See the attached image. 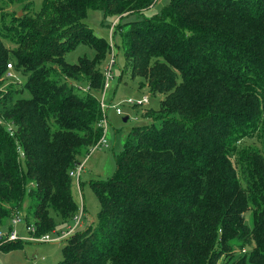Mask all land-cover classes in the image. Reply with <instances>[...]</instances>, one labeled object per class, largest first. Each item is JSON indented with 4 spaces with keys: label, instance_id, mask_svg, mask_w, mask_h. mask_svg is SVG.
<instances>
[{
    "label": "trees",
    "instance_id": "1",
    "mask_svg": "<svg viewBox=\"0 0 264 264\" xmlns=\"http://www.w3.org/2000/svg\"><path fill=\"white\" fill-rule=\"evenodd\" d=\"M155 3L0 0V230L17 212L37 237L72 224L71 172L102 137L112 50L159 109L138 106L149 123L126 135L113 176L91 182L99 212L57 264H264V0H169L146 17ZM89 12L115 22L109 41ZM80 47L94 56L68 63ZM10 71L20 90H1Z\"/></svg>",
    "mask_w": 264,
    "mask_h": 264
},
{
    "label": "rangeland",
    "instance_id": "2",
    "mask_svg": "<svg viewBox=\"0 0 264 264\" xmlns=\"http://www.w3.org/2000/svg\"><path fill=\"white\" fill-rule=\"evenodd\" d=\"M41 1L42 0H31L34 11L40 7ZM168 2L169 0H158V2L154 4L153 8L144 12V15L146 17L151 16ZM5 10L18 12L19 17L23 14V11L20 10V5L17 4L11 3L5 8ZM101 20L102 14L100 12H89L86 23L94 30L96 35L109 41L110 30L108 27L100 26ZM112 21L113 20L111 18H107L105 23L110 25ZM8 47L13 48V46ZM109 55L110 53L106 55L105 60L99 66L101 69H104V67L108 64ZM82 56H86L91 59L94 55L93 52L88 50L86 47H80L76 51L67 54L65 56V60L68 63H75L77 59ZM122 66L123 58L120 53L118 54L116 65L112 67V79L109 81L107 88L104 90V95H102L103 103L106 105H118L117 107L121 110V115H116L115 109L112 107L106 111L108 133L105 139L107 147H98L97 149L91 151L82 160L83 169L80 172V186L75 182V180H73L72 183V198L78 209L80 206V199H83L84 201L83 218L81 219L82 225L77 231L88 226V223L91 220L95 221L97 213L100 209L98 199L92 190L91 182L109 179L113 176L116 170L114 155L118 154L122 150L126 135L134 126L149 123V120L142 119L140 117V108L137 105L132 106L124 101L129 98L139 99L146 96L148 103L144 104L142 107L154 111L159 109V100L161 99L160 96L150 95L146 88L140 90V88L136 86L137 81H132L130 76L125 72H122L121 77H119V70ZM10 73H12V75L7 76V80H5L1 85V90L6 89L9 85H12L15 89L20 90L23 85L22 77L15 72L13 73L10 71ZM99 97L101 98V94ZM17 98L18 97L15 99ZM124 118H127V121L124 122ZM241 145H253L260 147L257 138L242 142ZM244 218L246 224L250 226L252 222L250 211L244 214ZM59 228H62V225H59ZM59 228L56 229L59 230ZM65 228L61 230L64 231ZM17 229L18 236H28V233L22 226H19ZM63 243L64 241L57 243H35L23 241V245L21 247L0 249V264H57L62 259L61 251ZM240 252V254H244V252ZM237 254L239 255V253Z\"/></svg>",
    "mask_w": 264,
    "mask_h": 264
},
{
    "label": "built area",
    "instance_id": "3",
    "mask_svg": "<svg viewBox=\"0 0 264 264\" xmlns=\"http://www.w3.org/2000/svg\"><path fill=\"white\" fill-rule=\"evenodd\" d=\"M155 2H158V0H155ZM115 22L112 23L111 27H110V34L112 32V28L114 27ZM110 45H112L111 39H110ZM115 63V58H114V54L111 50L110 55H109V59H108V64L104 67L103 69V73H104V77H105V86L104 88L106 89L108 86L109 81L112 79V67ZM8 69L11 70L12 67L10 65H8ZM12 74L9 72L7 76H11ZM104 95V94H103ZM125 103L129 104V105H137V106H142L144 104L148 103L147 97L143 96L139 99H126L124 101ZM118 105H106L105 103H103V99L101 96V108H102V113H103V119L101 120V122L99 123V126L102 128L103 134L101 139L98 141V143L93 146L90 149V152L97 149L98 147H107V142L105 139V134H106V130H107V120H106V111L112 107L115 109V113L116 115H121V110L117 107ZM2 121L0 120V123ZM8 130L10 131L11 127L8 125ZM83 169V163L77 165V167L75 168L74 171L71 172V177L73 180H75V182L78 184L79 183V179H80V172ZM83 210H84V204H83V200L80 199V206L79 209L76 213V215L73 217L72 219V224L70 226H68L64 231H61L60 233H55L52 232V235L50 234H45L42 236H35V229L33 225H25L23 223L22 220V215L17 212L16 214L13 215V217L10 220V226H11V230L10 231H5V230H0V245L10 242V241H15V240H21V241H28V242H35V243H57V242H61L62 240H64L65 238H67L68 236H71L72 234H74L78 229H80L81 227V219L83 218ZM19 224H23L26 232L28 233V236L26 237H20L18 236L17 233V226Z\"/></svg>",
    "mask_w": 264,
    "mask_h": 264
},
{
    "label": "crops",
    "instance_id": "4",
    "mask_svg": "<svg viewBox=\"0 0 264 264\" xmlns=\"http://www.w3.org/2000/svg\"><path fill=\"white\" fill-rule=\"evenodd\" d=\"M109 105H112V104H109ZM124 119H126V121H127V118H124ZM107 133H108V130H106V134H105V138L107 137ZM79 184V183H78ZM79 186H80V184H79ZM83 200V199H82ZM83 204H84V201H83ZM92 222V220L89 222V223H91ZM19 226H22L23 228H24V226H23V224H19L18 226H17V228L19 227ZM16 228V230H18ZM20 229V228H19ZM18 232V231H17ZM20 237H23V236H20Z\"/></svg>",
    "mask_w": 264,
    "mask_h": 264
},
{
    "label": "water",
    "instance_id": "5",
    "mask_svg": "<svg viewBox=\"0 0 264 264\" xmlns=\"http://www.w3.org/2000/svg\"><path fill=\"white\" fill-rule=\"evenodd\" d=\"M123 121L125 122V121H126V119H123Z\"/></svg>",
    "mask_w": 264,
    "mask_h": 264
}]
</instances>
